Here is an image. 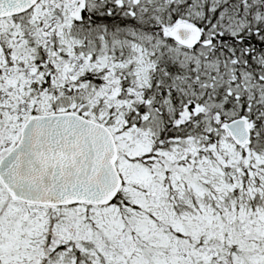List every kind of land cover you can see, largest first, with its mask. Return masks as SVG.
Listing matches in <instances>:
<instances>
[{
    "label": "snow or ice",
    "instance_id": "snow-or-ice-1",
    "mask_svg": "<svg viewBox=\"0 0 264 264\" xmlns=\"http://www.w3.org/2000/svg\"><path fill=\"white\" fill-rule=\"evenodd\" d=\"M0 264H264V0H0Z\"/></svg>",
    "mask_w": 264,
    "mask_h": 264
}]
</instances>
